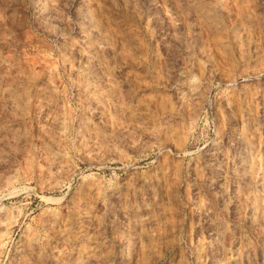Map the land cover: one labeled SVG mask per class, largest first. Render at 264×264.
<instances>
[{
  "label": "rangeland",
  "instance_id": "obj_1",
  "mask_svg": "<svg viewBox=\"0 0 264 264\" xmlns=\"http://www.w3.org/2000/svg\"><path fill=\"white\" fill-rule=\"evenodd\" d=\"M0 264H264V0H0Z\"/></svg>",
  "mask_w": 264,
  "mask_h": 264
},
{
  "label": "bare ground",
  "instance_id": "obj_2",
  "mask_svg": "<svg viewBox=\"0 0 264 264\" xmlns=\"http://www.w3.org/2000/svg\"><path fill=\"white\" fill-rule=\"evenodd\" d=\"M95 249H96V247L93 248L92 252H94V253L97 252ZM83 253H84V252H82V254H83ZM84 254H86V253H84Z\"/></svg>",
  "mask_w": 264,
  "mask_h": 264
}]
</instances>
